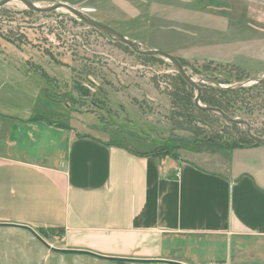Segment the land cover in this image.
<instances>
[{"label": "rangeland", "instance_id": "1", "mask_svg": "<svg viewBox=\"0 0 264 264\" xmlns=\"http://www.w3.org/2000/svg\"><path fill=\"white\" fill-rule=\"evenodd\" d=\"M82 12L138 51L174 56L211 100L230 98L219 90L252 88L239 93L241 100L230 105L234 117L228 116L248 122L264 138V0H92ZM137 50L64 8L37 12L10 1L0 8V103L7 102L12 114L77 136L142 151L160 147L170 156L212 154L251 141L245 127L219 114L180 115L190 95L196 104L197 90L169 59ZM32 229L51 248L63 249L59 232ZM51 248L26 228L0 226V264H173ZM193 257L195 264L211 255L200 250Z\"/></svg>", "mask_w": 264, "mask_h": 264}, {"label": "crops", "instance_id": "2", "mask_svg": "<svg viewBox=\"0 0 264 264\" xmlns=\"http://www.w3.org/2000/svg\"><path fill=\"white\" fill-rule=\"evenodd\" d=\"M49 1L82 12L92 0ZM6 105L0 224L63 230V249L105 257L194 264L207 250L195 264H264V144L156 157Z\"/></svg>", "mask_w": 264, "mask_h": 264}, {"label": "water", "instance_id": "3", "mask_svg": "<svg viewBox=\"0 0 264 264\" xmlns=\"http://www.w3.org/2000/svg\"><path fill=\"white\" fill-rule=\"evenodd\" d=\"M10 1L13 0H3L0 2V8L3 7L4 5H6L7 3H9ZM23 2L24 4H26L27 6H29L32 10L37 11V12H51L54 10H58L61 8H64L66 10H68L71 14H73L75 17H77L78 19H80L83 23L92 26L96 29H99L107 34H110L112 36H114L118 41L132 47L134 50H137V47L135 46V44L133 42H131L130 40H128L127 38H125L123 35H121L120 33H118L117 31L113 30L112 28L99 23L93 19H90L89 17L85 16L81 11H79L77 8L72 7V6H68V5H64V4H54L53 6H50L48 8H40L38 6H36L35 4H33L32 2H30L29 0H18ZM138 51V50H137ZM139 53H143L146 55H158L164 58L169 59L179 70L180 75L184 78V80L192 87H194L198 94L196 96V105L203 110H207L209 112L212 113H216L219 114L226 122L233 124V125H240L246 128V133L247 135L254 140L256 143L258 144H264V138L256 136L252 133V130L250 128V125L248 124V122L244 121V120H239V119H234L229 117L226 113H224L221 109L218 108H213V107H209V106H202L201 105V87L199 85H197L191 78L190 76L185 72L184 68L182 67V65L180 64V62L172 55L167 54L164 51H160V50H152L149 52H141L138 51ZM15 226V227H21V228H26L28 230H30L45 246L51 248L39 235H37L33 229L29 226H22V225H14V224H0V226ZM53 251H57L60 253H64V254H86V255H90L99 259H104V260H111V261H118V262H124V261H140V262H170L173 264H181L178 262H172V261H167V260H133V259H121V258H112V257H105V256H101L92 252H88V251H82V250H71V249H55V248H51Z\"/></svg>", "mask_w": 264, "mask_h": 264}, {"label": "trees", "instance_id": "4", "mask_svg": "<svg viewBox=\"0 0 264 264\" xmlns=\"http://www.w3.org/2000/svg\"><path fill=\"white\" fill-rule=\"evenodd\" d=\"M179 81L182 85H184L186 82L179 78ZM227 83H230L229 81H227ZM264 83V82H262ZM257 87V86H256ZM254 87V88H256ZM252 88H245V87H238V88H233V89H228V90H219L220 93H227V94H230V98L227 97L226 99L224 100H211L209 98L206 97L205 95V91H204V88L202 89V92H201V102H203L204 104L208 105L209 107H213V108H218V109H221L224 113H226L227 115L231 116V117H234L233 116V112H231V104L235 103L236 101H238L240 98V94L239 93H242V92H247L249 90H251ZM241 100V99H240ZM243 101V100H242ZM182 107V110L183 111V114H180V115H185L186 113H189V114H200V115H203V116H208L210 115L211 112L207 111V110H203V109H200L196 104L195 102L192 100V97L190 95V98L189 100H187L186 104H184ZM182 113V112H181ZM37 120H43L41 117H39V119ZM185 122L184 123H188V124H191L190 121H187L186 119H184ZM46 122V121H45ZM247 144H256V142L254 140L251 139L250 142H247L245 144H240V145H237L235 147H233V149L237 148V147H241V146H244V145H247ZM177 146L178 148V145H175ZM226 149H230L229 147H225ZM150 154L156 156V157H162V156H167L169 155L170 153L166 150H163V149H160V147H155L153 150H151L149 152ZM174 156L173 157H178V155L175 153L173 154ZM170 156V155H169ZM41 230H52V231H57L61 234V236L63 237L64 236V231L63 230H54V229H44V228H40Z\"/></svg>", "mask_w": 264, "mask_h": 264}]
</instances>
